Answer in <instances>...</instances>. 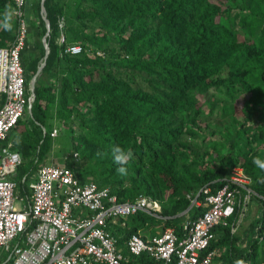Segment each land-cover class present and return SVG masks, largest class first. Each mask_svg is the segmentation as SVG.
Wrapping results in <instances>:
<instances>
[{
    "label": "trees",
    "instance_id": "trees-1",
    "mask_svg": "<svg viewBox=\"0 0 264 264\" xmlns=\"http://www.w3.org/2000/svg\"><path fill=\"white\" fill-rule=\"evenodd\" d=\"M41 3L37 0L32 9L33 20L26 14L29 36L21 63L28 97L46 54ZM12 4L0 0V48L15 39L13 19L8 20L11 31L3 27ZM44 5L51 25L50 55L36 84L30 128L22 119L13 130L21 138L17 150L23 164L16 179L22 194L29 195L30 188L21 180L36 174L52 152L58 124L70 134L68 154L79 167L66 164L82 183L109 189L120 203L149 197L162 204L165 220L139 213L129 217L127 226L110 229L125 255L126 241L143 226L161 225L183 236L185 223L205 212L190 209L187 196L207 185L216 192L238 164L252 177L254 191L264 196V171L252 162L258 154L204 151L203 135L209 129L201 124L210 122L215 111V103L208 104L205 115L203 96L226 88L227 96L236 100L226 107L229 116L246 108L245 99L237 103L240 94L255 102L262 97L264 0H46ZM59 18L66 24V44L81 45L82 54L60 56L65 47L57 45ZM117 145L133 154L126 175L117 172L120 165L113 161L111 149ZM258 220L264 223V208ZM237 222L236 215L228 227L215 228L208 250L216 253L213 264L237 259L264 264L257 223L250 227L252 236L241 240L232 231ZM136 262L156 264L147 255Z\"/></svg>",
    "mask_w": 264,
    "mask_h": 264
},
{
    "label": "built area",
    "instance_id": "built-area-1",
    "mask_svg": "<svg viewBox=\"0 0 264 264\" xmlns=\"http://www.w3.org/2000/svg\"><path fill=\"white\" fill-rule=\"evenodd\" d=\"M12 3L15 39L9 47L0 48V95L4 97L0 107V251L9 253L6 263L138 264L136 260L147 255L156 264H171L174 260L176 264H213L216 253L208 250L215 239V228L228 227L236 215L239 222L253 198L261 200L264 208V196L254 191L253 179L243 166H235L216 192L207 185L194 197L187 196L190 209L203 208L205 212L185 223L183 236L173 228L147 239L132 234L124 246L129 257L122 253L120 238L110 229L125 227L127 219L139 213L165 219L157 200L143 197L120 203L109 189H101L93 182L82 183L73 168L66 165H44L29 184V195L19 194L16 177L23 159L14 149L11 133L33 101L26 94L21 63L29 36L26 0ZM58 27L57 45L65 47L60 56L82 54L81 45L66 44L63 18L58 19ZM58 134L55 129L52 136ZM73 158L78 161L79 153H74ZM19 201L26 203L23 208L17 207ZM238 222L232 227L233 233ZM255 236L264 241L263 222Z\"/></svg>",
    "mask_w": 264,
    "mask_h": 264
},
{
    "label": "crops",
    "instance_id": "crops-1",
    "mask_svg": "<svg viewBox=\"0 0 264 264\" xmlns=\"http://www.w3.org/2000/svg\"><path fill=\"white\" fill-rule=\"evenodd\" d=\"M40 1L42 3L44 2V0H40ZM28 2L29 3L26 4L25 13L27 15H29L30 20H33L34 14H32V9L35 8V6L37 4V0H28ZM42 3H41V14H42ZM8 9H9V13H10V18L13 19L12 14H11L12 6L9 7ZM28 26H30L29 22H28ZM11 44H12V42L9 44V46ZM4 48H6V47H4ZM223 92H224L223 89H220L217 92L218 95L216 96V100H215V119L210 120L211 123L213 121V131H211L212 126H211V124H209V127L206 126V128L209 129L208 134L203 135L206 138V140L204 141V151H206V150L212 151V149L215 148V151L220 150V152L224 155L230 151L232 152L233 150H235V152H239L238 154H241L242 151H244V152L255 151L261 159H264V90L262 93V97H260L257 100V102L249 100L248 96L243 98V99H245L244 101H246V108L244 110H241V111L238 110V113L236 115H232L235 117H231L227 114L226 107L229 105L235 104L236 100L234 97L226 96ZM3 101H4V97L2 95H0V107L3 104ZM240 102H239V104H240ZM240 107L243 108V105ZM247 112H249L251 114H247ZM31 119H32V117L30 118L29 124L31 123ZM24 120H25V118H24ZM30 125H29V128H30ZM56 126L59 127L60 129H57ZM256 127H257V129H259V130H257V133L260 131L261 134H263L262 138H261L262 142H261V140H255L257 133L255 134L253 132H255ZM61 128H62V126L55 124L53 131L55 129L59 130V134H58V136H59ZM43 130H44V135H46L45 134L46 129L43 128ZM211 132H213L212 135L210 134ZM58 136H55V137L53 136V138L55 140H54L52 152L45 159V161H47L48 163H51V165H55L53 163L57 162V161H54V159L57 158L56 157L57 156L56 150H58V152L60 151L59 150L60 147L58 146L59 148L56 149L57 145H55L56 144L55 143L56 137L58 138ZM201 139H203V138H201ZM11 141L14 144V149L16 151H18L17 145L21 142L20 131H13L11 133ZM202 144H203V142H202ZM61 154H63V156L58 158V159L61 160L63 166L64 165L67 166L66 162L71 163L72 167L77 166L76 162L74 160H72V157H71L72 154L71 153L68 154L65 151H62ZM69 156L71 159H68ZM44 165H47V164H44ZM236 166H242V165L238 164ZM77 167H79V165ZM26 176H27V180L24 181V178ZM26 176L21 180L22 184L25 182H28V184H30L31 182L35 181V179L37 177V173L34 174L31 179H30V177L28 178L29 175H26ZM16 181H17V179H16ZM252 187H253V184H252ZM18 192H19V194L21 193L19 190H18ZM250 205L253 206L257 215L262 213L263 203L261 200H259L257 198H253ZM17 207H18V205H17ZM161 207H162V204H161ZM246 212H247V210H246ZM245 213H244L243 218L241 220H239L238 227L240 226V224H242L243 219L245 218ZM83 214L85 216L88 215L86 212H83ZM162 216H163V208H162ZM150 217L157 219L153 216H150ZM164 218L166 219V217H164ZM165 219H157V220H165ZM125 223L127 226L128 220ZM162 231H163V229L161 228V225L156 226L153 224L150 226V228H148V226L140 227V231L138 232V234H140L143 238L147 239V238H151L153 236L160 234ZM244 239H247V237ZM122 253L124 254L123 249H122ZM125 256L129 257V253H128V255H125Z\"/></svg>",
    "mask_w": 264,
    "mask_h": 264
},
{
    "label": "rangeland",
    "instance_id": "rangeland-1",
    "mask_svg": "<svg viewBox=\"0 0 264 264\" xmlns=\"http://www.w3.org/2000/svg\"><path fill=\"white\" fill-rule=\"evenodd\" d=\"M257 32V31H256ZM259 33V32H258ZM263 70V68H259L258 69V73H260V71H262ZM257 74V73H256ZM262 85H264V84H262ZM224 90V94L227 96V94H226V88H224L223 89ZM238 92L237 93H240L239 91L240 90H237ZM213 91H211V93H212ZM216 92H218V90L217 91H215V93ZM210 95V97H206V96H203L204 98L202 99V97H201V101H202V103L203 102H205V104L207 103V105L206 106H208V104H212V103H215V100H216V96H217V94H209ZM243 98H245V96H241V94H240V98L238 99V102L237 103H239L240 101H243ZM209 107L210 106H208V107H206L205 108V110H204V112L206 113L205 115H207V113H209L210 111V109H209ZM207 109H209V110H207ZM231 117H235V116H231ZM30 118H31V116H30V113L28 112V110H27V112H26V115H25V120H24V127H27V128H29V122H30ZM213 119H215V111H213V117H212ZM201 124L203 125H205V126H207V127H209V124H211V126H212V128H211V131H213V121H212V123H211V121L210 122H204V121H202L201 122ZM56 128L57 129H60L59 127H57L56 126ZM75 128L76 129H78V126H75ZM207 130V129H206ZM257 130H259V129H257V127L255 128V132H253V133H257ZM260 133V131L257 133V134H259ZM254 135V134H253ZM259 136V135H258ZM257 136V137H258ZM258 140H261V139H259V138H257ZM69 142H70V134L68 133V130H66V129H64V128H61V131H60V135L58 136V138L56 137V141H55V145H57L56 146V149L57 148H59V152H58V150H56V153H57V158H55L54 159V161H57V162H55V163H53V164H55V165H57V166H63V164H62V162H61V160L60 159H58V158H60V157H62L63 156V154H61L62 153V151H65V152H70V147H69ZM261 142H262V140H261ZM59 146V147H58ZM44 164H47V165H51V163H48L47 161H45V163ZM26 203H23V202H21V201H19L18 203H17V205H18V207L19 208H23V206L25 205ZM248 209H247V212L245 213V218L243 219V222H242V224H240V226L238 227L237 226V228L235 229V234L238 236V237H240L241 238V240H243V238H246L247 236H252V234L250 233V227H251V225L253 224V223H255L258 219H261V214H256V211H255V209L253 208V206L252 205H249L248 207H247ZM261 213V212H260ZM128 221H129V219H128ZM138 221V220H137ZM259 221V220H258ZM257 223V228H256V230H255V234L257 235V232H258V228H259V226H260V222H256ZM17 242H18V240H16V241H14L13 242V246H15L16 244H17ZM8 255H9V253L8 252H6L5 250H1L0 251V264H7L6 262V258H8Z\"/></svg>",
    "mask_w": 264,
    "mask_h": 264
},
{
    "label": "clouds",
    "instance_id": "clouds-1",
    "mask_svg": "<svg viewBox=\"0 0 264 264\" xmlns=\"http://www.w3.org/2000/svg\"><path fill=\"white\" fill-rule=\"evenodd\" d=\"M8 20H10V15L6 16L3 27L6 31H11L12 25L8 23ZM111 152L114 163L120 165V167L117 168V172L121 175H126L127 168L125 165H127L129 160L132 158V152L130 150L126 152L118 145L114 146L111 149ZM252 162L258 169L264 171V159H261L259 156H255L253 157ZM260 182L264 183V179H262ZM234 264H245V262L242 259H237L235 260Z\"/></svg>",
    "mask_w": 264,
    "mask_h": 264
},
{
    "label": "water",
    "instance_id": "water-1",
    "mask_svg": "<svg viewBox=\"0 0 264 264\" xmlns=\"http://www.w3.org/2000/svg\"><path fill=\"white\" fill-rule=\"evenodd\" d=\"M46 0H44V2L42 3V18L43 20L45 21V24H46V29H47V33L43 39V42L45 44V49H46V54H45V57L44 59L42 60V62L40 63V67L38 68V71L37 73L35 74V76L33 77V79L31 80L30 82V97L32 98V101L34 103L35 99H36V84L39 80V78L41 77L42 73H43V70L46 66V62H47V59L50 55V45H49V42H48V39L51 35V25H50V21L48 20V13H47V10L45 8V3ZM32 107H33V104L31 105L30 109H29V113H30V116L32 117ZM45 134H46V130H45Z\"/></svg>",
    "mask_w": 264,
    "mask_h": 264
}]
</instances>
